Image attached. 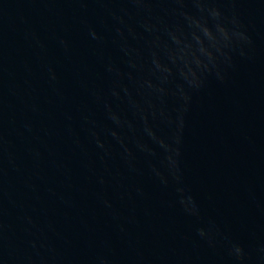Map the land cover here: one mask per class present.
<instances>
[{
	"label": "water",
	"instance_id": "obj_1",
	"mask_svg": "<svg viewBox=\"0 0 264 264\" xmlns=\"http://www.w3.org/2000/svg\"><path fill=\"white\" fill-rule=\"evenodd\" d=\"M0 264H264V0H0Z\"/></svg>",
	"mask_w": 264,
	"mask_h": 264
}]
</instances>
